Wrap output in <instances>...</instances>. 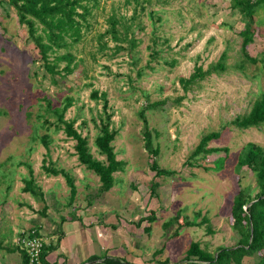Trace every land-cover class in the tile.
Instances as JSON below:
<instances>
[{
    "label": "rangeland",
    "instance_id": "obj_1",
    "mask_svg": "<svg viewBox=\"0 0 264 264\" xmlns=\"http://www.w3.org/2000/svg\"><path fill=\"white\" fill-rule=\"evenodd\" d=\"M150 11L162 20L157 14L151 18ZM147 12L139 13L134 23L137 47L132 52L115 55V43L108 39L110 49L102 56L98 38L108 29L109 18L124 16L130 24L133 4L100 0L91 29L72 49L79 66L71 74L54 77L45 69L16 10L8 0H0V264H23L21 253L10 251L19 244L24 248L20 234L40 228L38 237L50 245L52 231L62 226L72 230V222L90 227L92 244L88 236L77 234L75 252L81 264H106L102 260L110 256L98 238L97 224L106 229L107 243L113 236L118 241L113 257L131 264H166L167 258L168 264H191L185 258L192 243H200L211 253L237 245L239 234L232 227L234 197L247 185L255 189L254 195L258 193L251 171L244 168L242 179L236 172L237 157L249 143L264 146V125L243 130L233 121L247 114L264 92L262 64L243 59L240 33L245 24L238 11L232 10V0H153ZM254 19L261 24L255 26L248 51L256 58L264 55V7ZM65 51L50 53L49 61ZM225 52L226 72H214L184 89L181 78H189L198 65L208 70ZM241 62L244 70L237 67ZM65 65L60 62V71ZM95 91L107 94L113 127L119 131L113 146L117 159L126 162L107 193L100 192L99 177L80 164L76 140L63 125L58 128L55 115V109L72 98L65 120L76 121L75 129L88 135L94 157L104 160L95 145L104 101L94 96ZM153 104L157 106L146 110V118L154 147L159 148L156 158L145 148L140 116ZM213 132L221 136L209 147L228 148V159L217 161L225 157L223 151L192 159L201 140ZM45 135L49 146L42 139ZM155 159L160 168L174 174L156 176L150 168ZM45 161L46 166L72 176L77 190L74 198L66 178L48 174ZM30 177L44 199L24 192L25 179ZM153 182L160 187L151 196ZM179 213L180 223L183 217L193 220L200 215L198 222L207 218L212 232L206 225L180 228L175 222L167 227ZM152 216L153 222L145 220ZM150 226L151 231H145ZM177 231L180 235L174 237ZM53 244H59V238ZM260 258V254L246 256L243 264H258Z\"/></svg>",
    "mask_w": 264,
    "mask_h": 264
},
{
    "label": "trees",
    "instance_id": "obj_2",
    "mask_svg": "<svg viewBox=\"0 0 264 264\" xmlns=\"http://www.w3.org/2000/svg\"><path fill=\"white\" fill-rule=\"evenodd\" d=\"M153 0H125L126 6L133 4V14L130 17L131 23L125 22V17L118 18L116 14H113L109 20V27L104 33L99 35V52L102 56H107L106 50L110 49L108 39H111L114 43V53L118 54L120 51H128L129 53L137 47V39L135 37L133 28L134 23L139 17V13H146L148 6L152 4ZM9 4L16 10L20 24L27 28L29 39L36 45L41 54V59L45 64V69L55 77L56 74L60 75L63 72L66 75L73 73V71L79 66L76 55L72 52L73 47L81 42L84 38L85 31H88L92 27L93 15L100 7V0H8ZM264 7V0H232V10L238 11L241 16V20L245 24V29L241 31L240 35L243 37V44L241 48V54L245 63L257 65L261 63L264 71V55L259 57H252L248 51V46L254 41L256 34L255 26L261 24L254 18L260 8ZM147 14L154 18V14H157V19L162 20V16L153 11L147 12ZM119 26L123 29L120 30ZM140 27V25H139ZM41 30V33H39ZM110 37V38H108ZM70 42H69V41ZM154 43L157 42L158 37H153ZM47 41V42H46ZM65 48L66 51L57 55L55 60L50 62V53L55 54L58 49ZM227 59L226 52L223 53L218 63L209 67L208 70H204L202 66L195 67L194 72L189 78H181L180 82L185 90H189L192 85L197 84L206 78V76L215 73H224L228 67L225 63ZM77 61V62H76ZM60 62H66L65 67L60 71ZM242 70L243 62L238 66ZM94 96L104 101L103 112L99 115L100 126L99 133L95 138V145L100 155L104 156V160H100L94 157L90 145L89 137L82 136L77 129H75V120L66 121L65 112L67 108L72 105V98L68 97L66 105L61 109H55V115L59 122L58 128L62 125L69 137L76 140L75 149L78 155V160L81 165L85 166L87 170L94 172L101 182V193L109 192L115 186V174L122 172L126 166V162L117 159V153L113 146V142L116 140L119 131L113 127L112 118L113 113H110V105L107 100V94L102 93L99 95L98 91L94 92ZM68 104V105H67ZM157 104L148 105L146 109L141 111V119L144 123L143 134L145 136V148L153 156V158L159 155V148L154 147L152 140V133L149 128L148 119L146 118V110L155 108ZM233 124L243 130L251 128H259L264 125V92L253 103L250 111L236 118ZM221 136L218 132H213L206 135L200 142L199 146L191 156L192 159L197 158L203 154L205 157L219 152H225L224 158L228 159V148H214L209 147L210 142L219 139ZM43 141L46 146H49V137L45 135ZM236 172L242 179L243 169L247 168L256 177V189L258 193L254 195V188L252 185L241 187L238 194L234 197L232 205V227L239 234V239L235 247H220L216 253H211L206 249L201 248L200 243H192L187 250L186 260L191 264H243V259L246 256H253L260 254L261 258L258 264H264V146L256 143H249L243 149L237 157ZM47 161L43 167L48 174L58 175L62 174L72 189V198L77 194L76 187L74 185V179L68 172L61 169L57 170L54 166H46ZM150 168L156 173V176L165 177L174 174L173 171L160 168L158 162L153 160L150 164ZM209 170V169H208ZM219 170V169H218ZM26 186L24 192L32 194L36 198L44 199V193L38 188L34 178L25 179ZM160 187L158 182H153L151 185V196L157 195L156 190ZM46 209V208H45ZM154 215V214H153ZM181 213L166 223V226L179 222ZM197 216L193 220L183 217V223H180L181 227H194L206 225L208 231L211 233V225L207 218H203L201 222H198ZM156 218L154 216L151 219L146 218L153 222ZM140 223H143L141 218ZM179 228V230H180ZM152 227L145 228V231H151ZM38 230V229H37ZM31 237L30 234H20L21 238L25 236ZM180 231H177L173 236L178 237ZM36 236H39L37 231ZM62 237L59 238V244ZM57 245H44L41 261L42 264H49L46 261L47 256L57 250ZM0 245L3 243L0 242ZM10 249V248H9ZM161 249L159 252L162 253ZM11 252H20L23 264H31L30 257L26 250L22 249L20 245L10 249ZM158 253V251H157ZM106 264H131L123 262L119 258L107 257L103 260ZM163 262V261H161ZM170 259L164 260V263L168 264Z\"/></svg>",
    "mask_w": 264,
    "mask_h": 264
},
{
    "label": "crops",
    "instance_id": "obj_3",
    "mask_svg": "<svg viewBox=\"0 0 264 264\" xmlns=\"http://www.w3.org/2000/svg\"><path fill=\"white\" fill-rule=\"evenodd\" d=\"M66 221H67V223L72 222V220H70V219H67ZM72 223L75 224L72 227V230H70L71 227L69 229L65 230L66 227H65V229H63V226H62L61 228H58L59 231H52L53 237L51 239L50 245L51 244L54 245L53 241L55 239H58L60 237H62V239L60 240V244H59V247L57 248V250L51 252L47 256L46 261L49 264H81V262L79 260V256H77V253L75 252L76 251V243H77V239H78L77 234L81 233L82 235H84L83 237L88 236L87 239L89 240V244H92L90 241V237H89L90 236L89 235V233H90L89 228L90 227L85 229L82 226H80L79 222H72ZM84 224H86L88 226H92L91 223H88V224L84 223ZM96 228H97V232L99 235L98 236L99 240H101V241L103 240V243H105L104 245L107 248V252L110 253L109 257H113V253H115L114 251L116 249H118L117 248V242L118 241L117 242L114 241V236H113L112 239H109V242L107 243L106 242L107 241L106 240L107 239V233H105L106 229H103L100 224H97ZM31 230H33V229H31ZM35 230H37V228H35ZM39 230H40V228L37 231L39 232ZM94 264H101V261H96V262H94ZM133 264H139V262L134 261Z\"/></svg>",
    "mask_w": 264,
    "mask_h": 264
},
{
    "label": "built area",
    "instance_id": "obj_4",
    "mask_svg": "<svg viewBox=\"0 0 264 264\" xmlns=\"http://www.w3.org/2000/svg\"><path fill=\"white\" fill-rule=\"evenodd\" d=\"M36 233L37 230H31L30 234L32 236H25L23 240H21V244H23V249L26 250V252L28 253L31 264H42L41 255L44 243L39 237L36 236Z\"/></svg>",
    "mask_w": 264,
    "mask_h": 264
}]
</instances>
